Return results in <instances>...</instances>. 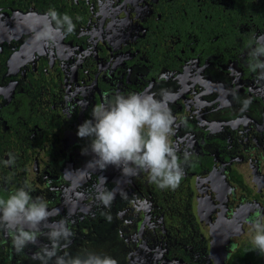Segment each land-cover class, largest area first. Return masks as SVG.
Segmentation results:
<instances>
[{
	"label": "flooded vegetation",
	"instance_id": "1",
	"mask_svg": "<svg viewBox=\"0 0 264 264\" xmlns=\"http://www.w3.org/2000/svg\"><path fill=\"white\" fill-rule=\"evenodd\" d=\"M49 9L74 31L37 39ZM261 34L264 0H0V197L27 186L58 210L69 256L264 264L250 222L264 213V78L249 68ZM142 91L169 94L184 169L175 190L82 154L77 129L93 107ZM105 188L110 207L96 198ZM38 250L17 254L0 230V264H40Z\"/></svg>",
	"mask_w": 264,
	"mask_h": 264
},
{
	"label": "clouds",
	"instance_id": "2",
	"mask_svg": "<svg viewBox=\"0 0 264 264\" xmlns=\"http://www.w3.org/2000/svg\"><path fill=\"white\" fill-rule=\"evenodd\" d=\"M45 18L37 39L54 41L57 35L71 34L75 29L68 14L61 16L56 10L49 9ZM249 68L253 72L259 71L260 77L264 78V34L254 37ZM174 123L169 94L162 93L157 99L148 91L118 93L110 102L93 107L91 118L78 126L77 136L89 141L82 154L86 155L90 150L94 155L89 163H94L99 170L115 166L129 178L146 172L149 181L159 189L175 190L183 179L184 169L170 140ZM188 155L186 152L185 162ZM31 191L22 186L8 196L0 197V230L10 236L17 254L33 246L39 250L31 258L40 264H117L108 254L87 252L69 256L64 252L74 233L66 220H53L59 211L50 209L42 197L34 198ZM115 195L114 190L105 188L97 192L96 198L105 207H110ZM250 222L254 231L252 250L264 255V213H257ZM41 236L47 239V244L40 243Z\"/></svg>",
	"mask_w": 264,
	"mask_h": 264
},
{
	"label": "trees",
	"instance_id": "3",
	"mask_svg": "<svg viewBox=\"0 0 264 264\" xmlns=\"http://www.w3.org/2000/svg\"><path fill=\"white\" fill-rule=\"evenodd\" d=\"M237 255H235L234 258H232L233 260H231V263L232 262H238L239 263V261H242V259H245V260L248 259V258H246V256L244 254H240L239 256H237Z\"/></svg>",
	"mask_w": 264,
	"mask_h": 264
}]
</instances>
